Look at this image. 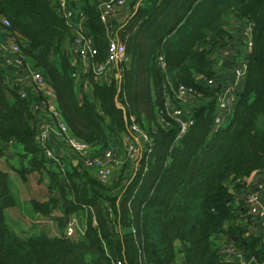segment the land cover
Here are the masks:
<instances>
[{
	"label": "trees",
	"instance_id": "trees-1",
	"mask_svg": "<svg viewBox=\"0 0 264 264\" xmlns=\"http://www.w3.org/2000/svg\"><path fill=\"white\" fill-rule=\"evenodd\" d=\"M103 1H70L87 18L98 62L106 60L109 47ZM127 7L129 17L118 34L131 62L122 81L102 83L87 73L91 86L85 89L64 50L74 35L58 0H0V17L25 39L24 54L44 73L73 136L101 147V153L115 143L112 135L127 134L134 117L153 144L138 170L128 164L111 186L87 170L56 165L50 189L59 197L32 204L51 216L62 203L64 215L56 218L62 229L82 213L86 229L78 240L65 237V229L57 238L18 235L5 214L17 205L10 174L0 171V264H179L180 256L183 264H231L218 244L221 236L237 237L235 244L252 264H264V241L250 232L238 197L244 179L264 172V0H129ZM232 18L252 26V49L245 57L242 98L228 123L214 131L219 89L206 80L217 74L212 54L229 46ZM180 86L213 100L179 105L174 92ZM169 98L195 120L178 142V126L165 108ZM32 117L31 102L8 88L0 71L1 145L24 147L31 157L27 173L50 163ZM4 153L0 149V158Z\"/></svg>",
	"mask_w": 264,
	"mask_h": 264
},
{
	"label": "built area",
	"instance_id": "built-area-1",
	"mask_svg": "<svg viewBox=\"0 0 264 264\" xmlns=\"http://www.w3.org/2000/svg\"><path fill=\"white\" fill-rule=\"evenodd\" d=\"M71 0H58L59 12L71 26L74 35L71 51L68 53L72 65L77 69L78 81L83 82L85 89H89V79L84 80V75L92 73L94 79H109L122 81L124 68L130 65L131 58L127 54V48L124 42L116 34L113 16L123 8L127 7L129 0H104L100 6L101 20L105 24L109 33L108 56L105 61L95 60L98 50L95 47L93 38L85 27L87 18L81 11L73 8ZM142 0H138L141 3ZM133 15V14H132ZM131 15V16H132ZM11 21L0 17V53H4L0 61V71L5 76V84L8 88L14 89L23 99L31 102L32 126L37 133L39 146L44 150L45 158L54 165H61L64 170V164L55 152L49 146V140L56 138L62 141L66 147L71 149L79 159L84 170L94 173L96 178L103 184L108 185L117 169L127 160L136 158L139 168L140 160L145 151L152 152L153 144L147 131L141 128L135 118L131 117L129 130L135 135H125L124 147L121 149L115 143L108 149L99 153L96 147L85 142L79 141L73 136L70 128L63 119L58 105L55 92L47 82L44 73L34 65L29 57L24 54L23 41L18 33L12 31ZM246 45L252 49V26L247 30ZM1 55V54H0ZM159 64L164 68L163 57H159ZM221 61L216 63L214 69L216 73L221 70ZM12 69L17 75L16 79L7 76L5 69ZM236 79H246L247 65L245 59L234 65ZM207 85H214V78L207 79ZM109 84V83H107ZM243 89L238 86H223L217 90L216 94V117L214 122V131L226 125L231 119L235 108L242 98ZM204 94L195 89L180 86L174 92V98L177 103L183 106L203 101ZM167 115L173 119L178 126L176 142L184 137L195 120L187 116L181 108L175 106L171 98L167 99ZM162 125L166 124L165 117L162 118ZM165 121V122H164ZM1 149L11 151V144L2 145ZM125 153V155L123 154ZM244 209H246V221L249 222L250 229L256 228L264 241V180L258 181L248 187L244 194ZM78 235H85V229L82 230L76 218L70 219L65 229V237L75 240ZM236 241L228 240L220 246L225 260L231 264H252L243 250L235 244ZM123 264V263H118Z\"/></svg>",
	"mask_w": 264,
	"mask_h": 264
},
{
	"label": "crops",
	"instance_id": "crops-1",
	"mask_svg": "<svg viewBox=\"0 0 264 264\" xmlns=\"http://www.w3.org/2000/svg\"><path fill=\"white\" fill-rule=\"evenodd\" d=\"M55 1V0H51ZM129 8L125 7L122 10L118 11L114 16V23H115V29L116 34L118 35L119 30L121 27L125 24L129 17ZM231 24L227 27V31L231 34V40L229 42V46L225 49H217L212 54V58L215 59L218 63L221 61V70H219L214 78V85L211 87L214 90L220 89L223 86H238L241 89L244 90V84L245 79H236V75L233 69H226L223 67V63L226 60L231 59L234 62V65L245 59L246 55L250 52L245 54L244 51H242L245 48L246 40H247V30L249 28V24L240 22L239 20H236L234 18L231 19ZM23 44H27L25 39L23 38ZM72 48V42L65 41L64 42V50L68 54L71 51ZM243 53L242 57L243 59L239 60L240 55ZM0 61L2 57L4 56V53H0ZM234 67V66H233ZM7 76L11 79H16L17 75L14 73V70L8 68L5 69V72ZM84 80L87 79L83 77ZM96 81L102 82V83H111L109 79H97ZM84 86V85H83ZM91 86V82L89 83V87ZM213 99L206 94L203 97L204 103H209ZM127 135H130L131 137H134L135 135L128 130L126 132ZM124 135L116 136L112 135L111 140L115 142V144L119 148H123L124 144ZM2 141L0 139V149L2 147L1 145ZM13 146V149L11 151L4 150V155L0 158V171H4L10 174V182L13 194L16 198L17 205L15 207L8 208L5 212L7 221L10 226L13 227V230L15 232L22 236L26 237L29 233V229L31 228L30 235H38L41 233L47 234L49 237L57 238L60 237L64 233V229L61 228L59 222H57L56 218L64 215V209H62V203L59 206V209L56 210L53 215L46 216L41 214L35 206L32 204V201H37L41 203H45L51 200L52 197H59V194L57 191L50 189V173L58 172L56 169V165H53L52 163H49L45 170L41 172H32L33 173V179L34 176H39L40 181L42 182L43 187L42 189H39L36 186L35 181H33V193H30L29 190L26 187V183L24 182L27 180L29 172L27 173L26 170L29 166L27 163H22L24 161V155L25 150L24 147L16 142H10ZM15 146V147H14ZM49 146L52 148L55 152V155L59 157L62 161V164H64V170H68L69 172H73L75 169L74 167L83 169V166L79 162L78 156L66 145L56 138H51L49 140ZM101 150V147H96V151ZM14 151V152H13ZM15 154V155H14ZM9 156H12L9 158ZM31 158V157H30ZM136 158H131L129 160H126L118 169L119 172L126 166L129 167V170L131 171L132 168L136 170L138 167V161L135 160ZM22 160V161H18ZM19 163V164H18ZM129 164V165H128ZM116 171V172H117ZM133 171V170H132ZM90 172V171H89ZM94 177V173L90 172ZM117 173L114 174V176L111 178L110 183L108 185H113L115 183ZM264 180V174L263 173H255L251 175L250 177H247L244 179V183L246 184L244 192L240 194L238 197H240L241 200L244 199V194L248 190V187L252 184L257 183L258 181ZM231 182V181H229ZM45 186V187H44ZM41 190L42 194H39V191ZM76 218L77 214L73 215L70 219ZM85 219V218H84ZM31 222V223H30ZM29 223V224H28ZM82 225L86 229L85 222L82 223ZM251 233L257 234L256 228H251ZM82 239L84 238V235H80ZM226 241H228V238L226 236H221L219 238L218 244L221 246ZM179 264H183V258L182 256L179 257Z\"/></svg>",
	"mask_w": 264,
	"mask_h": 264
},
{
	"label": "rangeland",
	"instance_id": "rangeland-1",
	"mask_svg": "<svg viewBox=\"0 0 264 264\" xmlns=\"http://www.w3.org/2000/svg\"><path fill=\"white\" fill-rule=\"evenodd\" d=\"M249 48L247 47V45H245V48L242 50V51H244V53L245 54H247L248 52H249ZM242 55H243V53L240 55V57H239V60L240 59H243V57H242ZM15 147V146H14ZM14 152V151H13ZM124 155H125V153H123ZM15 155V154H14ZM10 157H12V156H9V158ZM24 157V161L22 162V163H27V164H29V162H30V157L29 156H23ZM128 160V159H127ZM18 161H22V160H18ZM19 164V163H18ZM117 174L119 173V170L116 172ZM29 174H32V175H28V178H27V180H25L24 182L26 183V187H27V189L29 190V192L30 193H33V181H35V183H36V186L39 188V189H42V187H43V185L44 184H42V182L40 181V178H39V176H34V179H33V173H29ZM10 184H11V182H10ZM45 187V186H44ZM12 188V187H11ZM39 194L41 195L42 194V192H41V190L39 191ZM75 218V217H74ZM76 221L79 223V225H80V227H81V229L82 230H84V226L82 225V223L83 222H85V219H84V215L82 214V213H79V214H77V217H76ZM31 223V222H30ZM29 224V223H28ZM12 227V226H11ZM13 228V227H12ZM31 231H33V230H31V228L29 229V233L27 234V235H30V233H31ZM78 239H82V237H80V235H78V236H76L75 237V240H78Z\"/></svg>",
	"mask_w": 264,
	"mask_h": 264
},
{
	"label": "water",
	"instance_id": "water-1",
	"mask_svg": "<svg viewBox=\"0 0 264 264\" xmlns=\"http://www.w3.org/2000/svg\"><path fill=\"white\" fill-rule=\"evenodd\" d=\"M233 66H234V62L231 59L226 60L223 63V67L226 68V69H233ZM263 174H264V172H263ZM232 239L234 241H238V238L237 237H232ZM177 244L178 245H181L182 243L180 241H178Z\"/></svg>",
	"mask_w": 264,
	"mask_h": 264
},
{
	"label": "bare ground",
	"instance_id": "bare-ground-1",
	"mask_svg": "<svg viewBox=\"0 0 264 264\" xmlns=\"http://www.w3.org/2000/svg\"><path fill=\"white\" fill-rule=\"evenodd\" d=\"M90 147H93V146H90Z\"/></svg>",
	"mask_w": 264,
	"mask_h": 264
}]
</instances>
